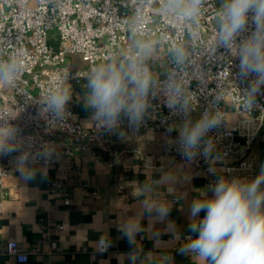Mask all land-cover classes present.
Here are the masks:
<instances>
[{"label": "clouds", "instance_id": "1", "mask_svg": "<svg viewBox=\"0 0 264 264\" xmlns=\"http://www.w3.org/2000/svg\"><path fill=\"white\" fill-rule=\"evenodd\" d=\"M156 15L173 22L183 29V35L175 41L168 40V32L160 37L167 44V61L158 65L155 61L156 44L142 27L147 20L140 13L129 24L132 43L126 51H112L101 62L87 71L84 102L92 109V120L98 129L127 137L122 125L137 131L153 108L152 101L162 98L172 115L181 116L183 122L173 124L169 131H177L175 140L181 156L188 162L203 157L215 162L216 141L209 133L228 120V113L221 107L228 95L232 106L245 115L255 109L264 111L258 101L264 96V0H219L215 9V27L205 41L201 28L208 0H153ZM143 5H141V8ZM19 37L9 43L6 34L0 33V84L17 87L27 67L30 55ZM223 50V51H221ZM226 56L239 61L236 78L245 83L242 90L231 84V92L220 73L217 88L209 93L208 107L193 120L197 94L191 89L193 79L204 80L201 60L223 63ZM191 69V71H190ZM58 81V82H57ZM72 89L67 75L54 78L52 86L40 97L33 98L41 105L40 115L50 125L63 122ZM22 108L0 109V155H12L16 170L24 181L35 179L37 172L46 175L44 168L35 165L43 160L45 165L52 159L55 148L42 144L34 149L31 141L20 135V129L12 121ZM214 173V169H210ZM173 179L171 174L160 180L152 178L137 188L140 212L123 220L118 230L127 239L132 250L122 257L129 264H172V256L159 257L145 252L137 243V236L146 229L141 218L147 214L150 224L167 220L171 203L164 199L157 188ZM208 192L199 191V198L189 208L188 236L178 249L189 255L195 264H264V164L252 179L221 177ZM171 191V189H169ZM204 212L203 218L199 214ZM167 231L179 240L175 225L168 221ZM159 246V245H158ZM100 253L111 247V240L102 235L95 244Z\"/></svg>", "mask_w": 264, "mask_h": 264}, {"label": "built area", "instance_id": "2", "mask_svg": "<svg viewBox=\"0 0 264 264\" xmlns=\"http://www.w3.org/2000/svg\"><path fill=\"white\" fill-rule=\"evenodd\" d=\"M219 0H208L201 33L205 41L211 36L215 27V9ZM141 5L143 7L141 8ZM140 13L147 22L142 27L157 41L155 61L162 65L167 61V44L159 42L160 35L168 32V40L175 41L183 35V29L173 22L157 16L153 0H0V33L6 34L9 43H14L19 37L30 55L27 67L17 87L0 84V109L15 110L22 108L12 121L20 129V135L33 143L34 149L42 144L55 148L52 159L45 165L39 161L35 166L47 167L53 171L59 166L61 156L75 158L83 153H97L108 149V132L98 129L93 121L90 127H85L80 120L83 104L78 102L77 86L85 87V75L89 68L101 62L110 52L126 51L132 37L129 24ZM223 51V50H221ZM79 63L85 65L81 68ZM204 80H192L191 89L197 94L195 109L191 118L196 120L208 107L211 96L209 93L217 88V76H222L231 92L242 90L246 84L236 78L239 61L226 56L223 63L201 60ZM191 71V69H190ZM67 75V82L72 89V96L67 104V113L63 122L50 125L40 115L41 105L33 98L43 95L53 84L54 78ZM58 82V81H57ZM234 97L228 95L220 107L228 113V120L209 133L216 141L217 154L220 159L212 162L197 157L195 161H186L177 149L175 140L177 131H169L173 124L182 123V117L172 115L164 105L163 99L152 101L153 108L139 127L137 134L150 131H163L169 137L165 141L164 150L168 156L184 165L195 167L213 166L231 178L251 174L255 170L253 151L256 143L264 141V111L255 109L250 116L238 111L232 106ZM258 101L264 107V96ZM78 110V111H77ZM127 126V121L122 127ZM63 147L60 148L59 145ZM0 155V189L4 180L14 173V157ZM121 152L115 156L118 161L124 156ZM63 183L51 180L50 192L59 194L65 192ZM97 194V193H95ZM178 200V199H177ZM70 199L65 201L71 206ZM62 230L63 227H60ZM188 237V236H186ZM185 237V238H186ZM51 251L57 250L55 241L49 242ZM8 255L15 256L18 264H27L30 257L21 252L16 241L6 245ZM105 253V252H103Z\"/></svg>", "mask_w": 264, "mask_h": 264}, {"label": "crops", "instance_id": "3", "mask_svg": "<svg viewBox=\"0 0 264 264\" xmlns=\"http://www.w3.org/2000/svg\"><path fill=\"white\" fill-rule=\"evenodd\" d=\"M84 89H78L77 100L83 104V110L90 109L84 102L87 91ZM91 117L92 112L82 114L80 110V120L85 127L91 126ZM123 128L127 137L108 134L106 150L83 153L75 158L61 156L58 168L53 171L35 166L44 168L46 175L38 171L32 181H24L16 166L13 167L14 173L4 180L0 189V264H18L15 256L7 254L6 245L10 241H16L20 251L29 255L27 264H122V257L133 246L118 226L140 212L142 197L137 188L148 178L160 180L168 174L173 179L162 183L157 192L171 203L170 214L164 222L151 224L145 214L141 224L146 231L138 234L137 243L145 252L157 257L171 255L172 264H195L191 256L178 251L186 236L196 235L189 231L190 205L199 198L198 190L207 191L211 198L213 193L209 186L222 176L230 177L213 166L184 165L168 156L164 150L169 137L166 132L137 134L127 126ZM121 152L125 155L117 161L115 156ZM253 157L255 170L244 178H254L264 164L262 139L256 143ZM210 169H214V173ZM51 180L63 183L65 192L52 194ZM68 199L71 206L65 205ZM204 215L201 212L199 217ZM168 221L174 223L179 240L167 231ZM102 235L111 240V247L105 253L95 247ZM52 241L57 243L55 251L50 248ZM123 264L129 262L124 259Z\"/></svg>", "mask_w": 264, "mask_h": 264}, {"label": "trees", "instance_id": "4", "mask_svg": "<svg viewBox=\"0 0 264 264\" xmlns=\"http://www.w3.org/2000/svg\"><path fill=\"white\" fill-rule=\"evenodd\" d=\"M76 88H78V89H79V88H81V90H82V91H84V90H85L83 86H82V87H80V86H77ZM82 110H83V109H82ZM82 110H81V113H82V114H87V113H90V112H92V110H91V109H87V108H84V110H83V111H82ZM77 111H78V110H77ZM79 111H80V110H79Z\"/></svg>", "mask_w": 264, "mask_h": 264}, {"label": "rangeland", "instance_id": "5", "mask_svg": "<svg viewBox=\"0 0 264 264\" xmlns=\"http://www.w3.org/2000/svg\"><path fill=\"white\" fill-rule=\"evenodd\" d=\"M79 65L81 66V68H85V65H83L82 63H79Z\"/></svg>", "mask_w": 264, "mask_h": 264}]
</instances>
